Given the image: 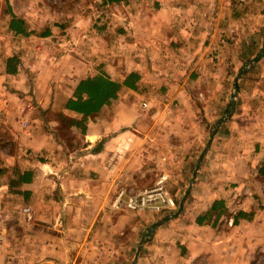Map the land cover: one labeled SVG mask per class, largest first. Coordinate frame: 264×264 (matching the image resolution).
I'll use <instances>...</instances> for the list:
<instances>
[{"label": "crops", "instance_id": "0c3cea01", "mask_svg": "<svg viewBox=\"0 0 264 264\" xmlns=\"http://www.w3.org/2000/svg\"><path fill=\"white\" fill-rule=\"evenodd\" d=\"M103 5L104 34L15 35L9 18L23 43L0 60V264H132L140 246L135 264H264V0ZM97 74L118 97L69 111ZM160 181L168 212L111 207Z\"/></svg>", "mask_w": 264, "mask_h": 264}, {"label": "rangeland", "instance_id": "374dc122", "mask_svg": "<svg viewBox=\"0 0 264 264\" xmlns=\"http://www.w3.org/2000/svg\"><path fill=\"white\" fill-rule=\"evenodd\" d=\"M110 11V8L101 4V0H0V60L5 55H14L17 46L23 43L7 28L12 14L23 17L27 20V27L33 26L39 33L58 26L68 27L72 29L71 35L75 33L79 36L81 26L88 27V30L92 28L93 34L106 33L105 29L95 27L97 22H100L97 26L101 28L103 23L111 21V18H106ZM262 24L264 27V21ZM257 70L261 71V67ZM179 204L180 201L177 208Z\"/></svg>", "mask_w": 264, "mask_h": 264}, {"label": "trees", "instance_id": "16d2710c", "mask_svg": "<svg viewBox=\"0 0 264 264\" xmlns=\"http://www.w3.org/2000/svg\"><path fill=\"white\" fill-rule=\"evenodd\" d=\"M102 4L118 2L120 0H101ZM10 29L15 35L27 34L26 22L15 14L11 15ZM50 28L43 31L42 35H47ZM16 69V58L10 57L7 63V71L14 72ZM124 78L123 83L131 87L137 81L135 73H121ZM120 84L107 75H93L83 79L77 87L75 99L67 104L69 111L84 116L99 111L102 106L118 97ZM67 114V113H66Z\"/></svg>", "mask_w": 264, "mask_h": 264}, {"label": "built area", "instance_id": "2783aa9c", "mask_svg": "<svg viewBox=\"0 0 264 264\" xmlns=\"http://www.w3.org/2000/svg\"><path fill=\"white\" fill-rule=\"evenodd\" d=\"M174 206V201L168 194L164 181L156 182L152 186L141 188L135 192L121 188L111 202V207L116 210L124 209L134 212L166 213Z\"/></svg>", "mask_w": 264, "mask_h": 264}, {"label": "water", "instance_id": "95a60500", "mask_svg": "<svg viewBox=\"0 0 264 264\" xmlns=\"http://www.w3.org/2000/svg\"><path fill=\"white\" fill-rule=\"evenodd\" d=\"M262 50H263V52H264V46H263V49H262ZM263 52L260 53L257 57H255L253 62H257V61H259V60L261 59V57L263 56ZM242 71H243V70H241V72H242ZM238 79H239V76L236 78L235 86H237ZM236 95H237V94H236V91H234V92H233V100H232V103H235ZM213 135H214V134L212 133V134H211V137H210V140H209V142H208L207 147H206V148L204 149V151L202 152V155H201V157H200V160H201V161H202V159L204 158V156H205V154H206V152H207V149H208L209 145L211 144V141H212ZM200 165H201V164H199V165L197 166L198 169L200 168ZM198 169H197V170H198ZM196 175H197V172L195 173L194 176L196 177ZM189 189H190V187H189ZM189 189L186 190L185 195L183 196V198H182V200H181V202H180V204H179V207H178L177 211H176L174 214H172V215H167V216H165L163 219H161L160 221L154 223V224L151 226V228H149V231H148V233L145 235V237L142 238L141 243H140L141 245H142L143 242L145 241L146 236H150V235L152 234L153 229H154L155 227L161 225L163 222H165V221H167V220H169V219H171V218L177 217V216L182 212V210H183V208H184V205H185V202H186V200H187V198H188V195H189ZM140 248H141V246L138 248V252L136 253V256H135L134 262H133L132 264H135V262H136V260H137V258H138V256H139Z\"/></svg>", "mask_w": 264, "mask_h": 264}]
</instances>
